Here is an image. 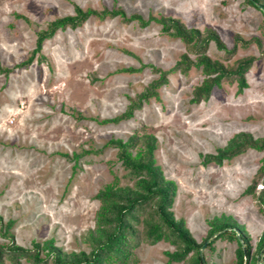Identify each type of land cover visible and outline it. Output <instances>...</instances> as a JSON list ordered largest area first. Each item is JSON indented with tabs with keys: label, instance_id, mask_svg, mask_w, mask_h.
I'll use <instances>...</instances> for the list:
<instances>
[{
	"label": "rangeland",
	"instance_id": "1",
	"mask_svg": "<svg viewBox=\"0 0 264 264\" xmlns=\"http://www.w3.org/2000/svg\"><path fill=\"white\" fill-rule=\"evenodd\" d=\"M76 5L98 12L119 7L128 17L172 18L187 29H208L225 49L234 48L228 53L210 40L205 54L211 60L230 68L240 58H255L245 73L247 87L239 93L235 75L228 74L207 100L191 102L205 75L199 67L186 73L175 67L188 52L182 40L164 33L155 20L142 27L120 16L93 15L76 28L57 29L32 62L22 65L38 32L75 14ZM259 9L247 0H0V67L10 69L0 72V244L10 242L1 226L10 220L8 233L18 246L52 239L64 253L88 252L85 237L95 228L97 192L106 184L134 182L117 159V148L107 143L147 133L157 140L156 164L176 183L174 217L202 242L208 220L229 215L244 226L254 253L264 230V149L246 148L222 165L203 164V156L215 154L238 133L264 139ZM197 55L188 52L193 61ZM130 67L138 70L121 71ZM159 71L167 72V82L157 98L143 101L129 118L103 121L121 115ZM236 248V240L225 236L200 251L206 264H236ZM174 249L165 240L140 242L123 264H166L165 252ZM191 256L171 264H189ZM3 264L12 263L4 256Z\"/></svg>",
	"mask_w": 264,
	"mask_h": 264
},
{
	"label": "trees",
	"instance_id": "2",
	"mask_svg": "<svg viewBox=\"0 0 264 264\" xmlns=\"http://www.w3.org/2000/svg\"><path fill=\"white\" fill-rule=\"evenodd\" d=\"M247 2L258 9L260 8L264 13L262 0H247ZM256 3H260V7H257ZM74 10L75 14L57 18L49 23L46 30L38 32L36 47L22 65L32 62L35 54L41 50L42 42L51 37L57 29L67 26L76 28L93 15L101 19L106 16H120L126 21H138L142 27L155 20L162 25L164 33L182 40L188 52L198 54L196 61L190 59L188 52L182 54L180 61L175 66L182 73H186L191 66L199 67L205 75L202 83L193 89L191 102L199 103L207 100L212 89L215 86H220L222 79L228 74L235 75L239 93L247 87L245 73L255 58L253 56L240 58L230 68H225L218 61L211 60L205 54L210 40H214L219 49L228 53L233 52L234 48L225 49L217 35L208 29L202 33L195 29H187L179 20L172 18L161 17L158 19L149 16L145 20L139 14H132L128 17L119 7L110 10L105 8L98 12L91 8L83 10L76 5ZM137 70L131 67L121 69V71L127 72ZM9 71V68L0 67V72L4 74ZM166 74L167 72L161 71L157 79L153 80L134 99H131L127 109L121 115L103 121L118 122L129 118L143 101L151 97L157 98V89L167 82ZM107 145L117 148V159L128 171V175L134 178V182L132 185H119L117 182L106 184L97 192L95 197L100 205L95 215V228L89 230L85 237V240L90 244V250L88 252L81 250L64 253L53 244L52 239L46 240L42 244L33 242L32 248L18 246L14 243L13 236L8 233V229L13 223L8 220L1 225L4 231L3 235L9 237L10 242L0 244V264H3L4 256H7L12 264H19L21 259H25L29 264H48V260H51V264H123L132 247L138 246L140 242L155 244L161 240L168 241L175 246L173 251L165 252L167 255L166 264L185 260L189 253H192L189 264H206L203 255L200 254V248L207 239L212 238L216 233L219 234L212 238L206 246L211 247L214 239L228 236L237 242L236 264H264V230L257 242L255 252L251 253L249 235L244 226L238 224L229 215L224 214L208 220V234L202 242L195 240L182 219L174 217L171 207L176 194V183L166 179L155 162L154 152L157 148V140L154 135L136 133L126 140L111 139ZM246 148L262 150L264 149V139H254L248 133H238L215 154L204 155L203 164L214 162L217 165H222L223 161L231 160ZM86 152L89 151H83V153ZM81 155L74 154V158L77 159ZM254 185L255 182L248 187L247 191L252 192ZM262 189L260 201L264 208V178ZM228 228L229 230H224ZM42 254L44 255L42 256Z\"/></svg>",
	"mask_w": 264,
	"mask_h": 264
},
{
	"label": "water",
	"instance_id": "3",
	"mask_svg": "<svg viewBox=\"0 0 264 264\" xmlns=\"http://www.w3.org/2000/svg\"><path fill=\"white\" fill-rule=\"evenodd\" d=\"M224 230H229V228H228V229H224ZM224 230H223V231H224ZM223 231H221V232H223ZM218 234H219V233H216V234H214L213 236H217ZM210 239H211V238L207 239L206 242H205V244H204L203 246H205V245L210 241ZM203 246H202V247H203ZM200 254H202L201 251H200Z\"/></svg>",
	"mask_w": 264,
	"mask_h": 264
}]
</instances>
